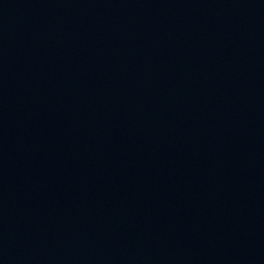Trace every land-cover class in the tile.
<instances>
[{"label": "water", "instance_id": "95a60500", "mask_svg": "<svg viewBox=\"0 0 264 264\" xmlns=\"http://www.w3.org/2000/svg\"><path fill=\"white\" fill-rule=\"evenodd\" d=\"M0 264H264V0H0Z\"/></svg>", "mask_w": 264, "mask_h": 264}]
</instances>
